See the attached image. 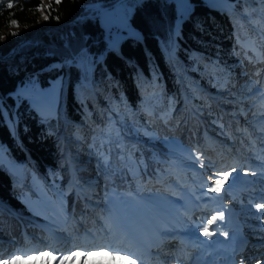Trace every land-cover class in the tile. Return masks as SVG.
Wrapping results in <instances>:
<instances>
[{
	"label": "trees",
	"instance_id": "trees-1",
	"mask_svg": "<svg viewBox=\"0 0 264 264\" xmlns=\"http://www.w3.org/2000/svg\"><path fill=\"white\" fill-rule=\"evenodd\" d=\"M115 1L49 0L40 15L42 0H0V32L7 29L0 33V143L48 188L59 190L55 211L33 215L21 186H12L0 167V260L26 248L29 233L43 235L41 225L65 234L58 226L72 208L78 210V199L63 188L68 143L77 142L94 160L88 169L75 167L78 175L89 170L105 190L126 192L167 177L163 185L171 190L177 174L162 156L177 152L170 141L190 152L185 136L190 127L225 132L223 110L239 127L236 117L244 118L257 101L250 99L261 86H249L264 78V0L255 9L248 5L246 14L240 6L229 13L204 0H187L188 12L180 20L173 0H122L132 7L128 21L140 38L124 37L117 50L107 47L93 8ZM12 21L17 27L9 30ZM21 40L26 41L17 52L3 58ZM31 77L40 86L59 78L52 114L41 115L25 98L13 96ZM97 98L103 114L95 112ZM3 111L14 117L13 131ZM256 118L253 126L262 123Z\"/></svg>",
	"mask_w": 264,
	"mask_h": 264
},
{
	"label": "rangeland",
	"instance_id": "rangeland-1",
	"mask_svg": "<svg viewBox=\"0 0 264 264\" xmlns=\"http://www.w3.org/2000/svg\"><path fill=\"white\" fill-rule=\"evenodd\" d=\"M48 1L49 0H42L41 5H43V9L41 10V6L38 8V13L40 15H42ZM173 1L178 12V20H180V18L185 16L188 12L189 3L187 0ZM204 1L209 6L226 10L229 13L236 11L240 6L244 14L249 12V9H247L248 5H253V9H255L258 7V2H260V0H241V4L237 5L238 0ZM93 8L97 9L95 14L97 15L99 24L103 28L108 48L117 50L119 42L126 36L140 38L139 31L128 21V16L132 8L129 3L120 1L106 8H98L97 5L93 6ZM16 27L17 25L11 24L8 29H15ZM6 30L7 29H4L0 33H4ZM78 62L80 61L78 60ZM256 84H259L261 87H258V91L253 95L250 101L256 98L257 101L253 105V109L250 108L244 118L236 117L239 127L231 125L230 120L233 116H231L228 111L223 110L222 114L228 117V119L223 118V120L225 119V122H227L226 125L228 127V129H224L225 132L216 133L212 131V129H207V127H202L198 132H194L190 127V132L185 135L188 138L186 141L193 147L190 152L185 151L175 141H170V147L177 152L168 151V155L162 156H165L168 161L173 164L177 174V177L170 183L171 190L167 187L165 188L163 185V181H170L168 177L166 179L164 178L165 180L156 178L154 180H149V182L146 181L142 186L137 188L128 187L126 192L116 191L111 187L105 190L103 181L95 176H88L89 170H85L86 172L83 171V173L78 175L75 167L88 169L92 166L94 160H92V157L89 156L85 150H81L79 146H76L77 142L74 144L68 143L67 149L62 153V164H67L69 167L67 179L63 188L65 194H71L78 199V201L76 200L75 202L78 210L76 212V210L72 208V211L70 210L69 213H67L64 223L58 226L60 231H63L65 234L59 233L58 236L53 237L46 230L47 227H44V229L42 227L44 225H41L44 231L42 240L39 241L37 238H33L35 242L28 241L26 243L27 249L24 247L20 250H13L11 257L0 260V264H4L5 261H12L16 257L24 258L25 264H40V262L28 261L27 257L40 255L42 252H51L52 255L58 258L55 261H51V264H59L61 258L69 256L77 251L87 253L89 251L109 250L108 248L111 249L114 247L122 251L125 249L126 241L129 239L125 231L124 223L122 220L119 221L117 216V212L122 206L129 207L132 205L133 208L138 207L139 210L141 208V213L144 212L151 217L153 215L157 216L158 218L156 217V220L163 218V220H165L166 218V220L180 221V223L185 226L184 228H194L195 225L189 218L185 219L182 214H178V216L175 215L176 213L174 211L183 198L188 199L192 204L194 202V194L198 191H207L210 186H214V181L219 179L221 174L225 172L229 173L227 180L233 177H241L243 174L251 173L252 176V173H259L262 175L259 180L264 182V169L262 170L259 168V170H253V167L250 166L252 163L258 162V165H263L264 167V78L260 82H257V80L252 82L249 89H252ZM59 85V78L51 79L47 85L40 86L37 81L31 77L19 83L12 94L14 97L19 96L25 98L28 104L39 114H52L58 103ZM103 104L104 103H102L100 99H95L94 109L96 113L103 114ZM3 115L5 122L10 130L13 131L14 117L11 118L6 111H3ZM252 115L253 117L248 119L249 116ZM255 116L257 117L256 121L263 119L259 126H253ZM112 124L114 125L113 122ZM231 141L234 144L229 146ZM121 142L122 141L119 140V143ZM134 142H137V140ZM150 147L153 151H159L157 146L150 145ZM234 149H238L239 151L235 153ZM224 154L231 156L232 159L224 162L227 163L228 167L225 172H222L221 165H224V163H221L223 160L219 161L218 159L219 157H225ZM242 163L244 165H242ZM0 167L8 173L12 186H21L20 194L25 199L26 205L33 215L37 214L40 216L47 210L55 211L57 209L59 205V190H57V188L55 189L53 186L50 187L51 189L48 188L38 177L37 173L31 167L27 166L24 160L13 159L2 143H0ZM204 182L205 184L203 186L194 188L197 186V183L202 184ZM92 186L94 189H89ZM87 189L89 190L87 191ZM254 189L257 188H251V192L248 194L251 197H256V195L251 194L255 192ZM231 190L237 192L235 189ZM260 192V190H257V193ZM262 198L263 197L259 198L255 203L248 199L246 200V196L242 200L249 205L258 207L264 205ZM226 201L227 203L230 201L233 202L230 208L231 210L228 209L229 213L238 214L240 212V201L234 202L232 197L228 196V192L225 194L224 203H226ZM232 209L234 210L232 211ZM136 212H139L137 208L134 213ZM96 217L99 218V223ZM190 217L192 219L196 218L193 215H190ZM254 217L257 216H253V218ZM256 219L264 221V216L257 217L254 220ZM187 220L190 221V224ZM195 220V223L200 222L198 218ZM93 221L96 222V225ZM184 222L185 224L187 223V225H185ZM253 222L255 223V221ZM169 223L171 224L170 221ZM258 223H260V221ZM81 225L83 228H81ZM251 237L254 240L264 239V233H260L259 235L252 233L250 234V238ZM26 238L30 240L28 235H26ZM97 238H101L104 241L105 248L89 247L84 249V244L86 242L94 243ZM55 240L60 241L54 242ZM77 243L80 244L78 245ZM62 246L66 248L64 252L59 251ZM83 259L82 257L79 260H74L72 264H83ZM136 264L139 263L136 262Z\"/></svg>",
	"mask_w": 264,
	"mask_h": 264
},
{
	"label": "bare ground",
	"instance_id": "bare-ground-1",
	"mask_svg": "<svg viewBox=\"0 0 264 264\" xmlns=\"http://www.w3.org/2000/svg\"><path fill=\"white\" fill-rule=\"evenodd\" d=\"M230 143L229 146L234 144L232 141ZM234 150L235 153L239 151L238 149ZM224 156L225 157H219L218 159L219 161L223 160L221 163L232 159L231 156L225 154ZM242 165L244 164L242 163ZM221 166L222 172H225L228 167L227 163H224V165L222 164ZM250 166L253 167V170H259V168L262 170L264 169L263 165H258V162L252 163ZM261 176L262 175L259 173H252V176L251 173H248L243 174L241 177H233L226 180V183H223L219 192L210 191L209 189L213 187L210 186L207 191H198L194 194V202L192 204L188 199L183 198L174 211L176 213L175 215L178 216V214H182L185 219L189 218V220L194 223V228H184L185 226L180 223V221L166 220V218L165 220H163L164 218L156 220L157 216L152 214L153 216L151 217L144 212L141 213V208L139 210L138 207L136 208L139 212L134 213L136 208H133L132 205L129 207H120V212L118 211V214L123 218L125 231L129 237L126 241L125 249L120 252L124 255H129L131 258L136 257L145 264H204L208 257L207 254L209 253L208 255H210V244L208 245V243L222 242L223 239L212 237L211 234L205 235L203 232L205 225L202 220L205 219L211 204L214 203L213 201L219 202L220 198L224 201L225 194L228 192V196L232 197L234 202L240 201V212L238 214L229 213L228 209L231 208L233 202L230 201L227 203L226 201L225 209L223 210L224 212L218 213H220L221 216H223L224 213L233 216V220L229 222V229L234 230L238 235L239 241L237 244L240 243L242 251L244 252L242 255L244 257L246 256L248 260L247 262H250V264H264V239L254 240L252 237L250 238V234L252 233H256V235L264 233V221L257 219L254 220L257 217L264 216V205L256 207L255 205H249L242 200L246 196V200L248 199L255 203L259 198L263 197L262 201L264 204V182L259 180ZM204 184L205 182L202 184L197 183V186L194 188L201 187ZM253 187H256L257 189H254L255 192H252L251 194L256 195V197L248 195ZM89 189L92 190L94 187L92 186ZM89 189H87V191ZM231 189H235L237 192H233ZM257 190H260L261 192L257 193ZM234 209H232V211ZM190 213L200 219V223H195L196 218L192 219L189 215ZM225 216L226 215H224V217ZM253 216L257 217L253 218ZM253 221H255V223ZM259 221L260 223H258ZM187 222L190 224V221L187 220ZM94 224L96 225V222H94ZM185 225H187V223ZM81 228H83L82 225ZM59 241L60 240H55L54 242ZM77 244L79 245L80 243ZM89 247L105 248L104 241L101 238H97L94 243L86 242L84 244V249ZM65 249V246H62L59 251L64 252ZM111 249L118 250L116 247ZM256 249H258V252ZM256 256L258 257L256 258Z\"/></svg>",
	"mask_w": 264,
	"mask_h": 264
},
{
	"label": "snow or ice",
	"instance_id": "snow-or-ice-1",
	"mask_svg": "<svg viewBox=\"0 0 264 264\" xmlns=\"http://www.w3.org/2000/svg\"><path fill=\"white\" fill-rule=\"evenodd\" d=\"M60 0H56V3H59ZM10 8L11 4L8 5ZM50 7V5H49ZM43 9V5H41V10ZM47 16H44V19H47ZM13 25H16V21H12ZM15 34V33H13ZM229 173L225 172L221 174L219 179L214 181V186L210 188V191L219 192L223 183L227 180ZM215 219V217L213 218ZM212 221H209L211 223ZM205 235H210L208 228L205 227L203 229ZM83 259V264H136V261L132 259L129 255L121 254L119 250L109 249V250H99V251H89L85 252H73L69 256H64L59 260V264H72L74 260ZM58 258L52 255L51 252H42L40 255L28 256V261L40 262V264H51V261H55ZM4 264H25L24 258L16 257L12 261H5Z\"/></svg>",
	"mask_w": 264,
	"mask_h": 264
},
{
	"label": "water",
	"instance_id": "water-1",
	"mask_svg": "<svg viewBox=\"0 0 264 264\" xmlns=\"http://www.w3.org/2000/svg\"><path fill=\"white\" fill-rule=\"evenodd\" d=\"M116 2H117V1H116ZM116 2H114V3H116ZM104 8H106V7H104ZM24 42H25V40H21V41L17 42V43L11 48V50H10L7 54H5V55L3 56V58H8V57H11L13 54H15V53L17 52L19 46H20L21 44H23Z\"/></svg>",
	"mask_w": 264,
	"mask_h": 264
}]
</instances>
